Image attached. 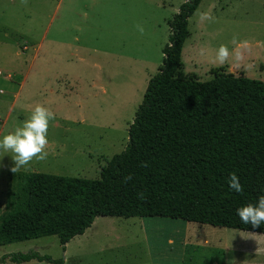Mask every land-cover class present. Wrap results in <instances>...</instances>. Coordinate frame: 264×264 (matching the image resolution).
<instances>
[{
    "label": "rangeland",
    "instance_id": "374dc122",
    "mask_svg": "<svg viewBox=\"0 0 264 264\" xmlns=\"http://www.w3.org/2000/svg\"><path fill=\"white\" fill-rule=\"evenodd\" d=\"M183 1L0 0V136L36 103L55 113L47 159L17 173L100 177L127 145L147 82L163 60L167 21ZM202 12L212 19L201 22ZM188 31L181 54L188 78L231 73L264 82V0H202ZM221 44L231 53L223 65L215 59ZM12 163L0 153V214L15 183ZM29 251L61 264H229L233 258L264 264V233L168 217L97 216L65 249L56 234L43 235L1 245L0 258ZM0 264L53 263L6 258Z\"/></svg>",
    "mask_w": 264,
    "mask_h": 264
},
{
    "label": "trees",
    "instance_id": "16d2710c",
    "mask_svg": "<svg viewBox=\"0 0 264 264\" xmlns=\"http://www.w3.org/2000/svg\"><path fill=\"white\" fill-rule=\"evenodd\" d=\"M201 1L184 0L167 21L163 60L147 82L127 145L99 178L38 171L12 177L0 214V246L56 234L65 249L97 216L168 217L264 233V224L253 227L237 215L264 192V82L231 73L206 81L185 75L188 19ZM232 172L242 193L229 188ZM6 258L62 263L37 251L0 261Z\"/></svg>",
    "mask_w": 264,
    "mask_h": 264
},
{
    "label": "clouds",
    "instance_id": "9594fccd",
    "mask_svg": "<svg viewBox=\"0 0 264 264\" xmlns=\"http://www.w3.org/2000/svg\"><path fill=\"white\" fill-rule=\"evenodd\" d=\"M27 0H22L26 3ZM210 12L200 13V21L211 20ZM137 30L143 34L144 28L142 25H137ZM233 45H236V37H233ZM204 50L201 49V55ZM231 53L227 45L221 44L216 51V61L223 65L229 60ZM237 58L239 52L236 51ZM0 89V94H2ZM55 119V113L42 103H36L30 110L25 119L20 125L9 130L6 134L0 136V153L9 154L12 159V167L10 171L17 173L22 168H26L33 161H45L49 155L46 151L49 144L48 131L50 121ZM131 176L125 177V181L130 180ZM229 188L235 192H243L244 188L240 182V178L236 172H232L228 178ZM237 215L240 221L244 224H251L253 227H258L264 224V192L258 196L256 203H247L237 209ZM262 250L259 248L257 253ZM229 264H235V259Z\"/></svg>",
    "mask_w": 264,
    "mask_h": 264
}]
</instances>
